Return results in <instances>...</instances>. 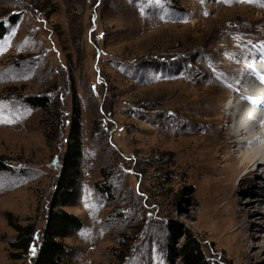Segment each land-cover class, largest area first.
<instances>
[{
	"label": "rangeland",
	"instance_id": "1",
	"mask_svg": "<svg viewBox=\"0 0 264 264\" xmlns=\"http://www.w3.org/2000/svg\"><path fill=\"white\" fill-rule=\"evenodd\" d=\"M0 21V160L16 172L0 174V264H33L75 103L81 178L64 210L83 228L64 240L67 264H180L193 241L209 264H264V215L236 219L217 186L230 159L241 171L240 149L207 156L242 139L223 111L261 69L264 0H0ZM8 212L34 226L18 260ZM244 229L254 239L240 253Z\"/></svg>",
	"mask_w": 264,
	"mask_h": 264
},
{
	"label": "trees",
	"instance_id": "2",
	"mask_svg": "<svg viewBox=\"0 0 264 264\" xmlns=\"http://www.w3.org/2000/svg\"><path fill=\"white\" fill-rule=\"evenodd\" d=\"M19 16L11 17L9 24H16ZM6 23L0 21V41L6 34ZM50 100L45 97H28L24 103L35 109L45 110ZM71 119L66 134V148L62 159L61 170L56 182L55 191L52 195L47 212L46 223L42 232L41 241L37 249L33 264H67L70 251L64 240L73 233L83 228L81 219L64 210L77 198V187L81 178V159L83 157V142L81 137V125L79 106L72 105ZM16 174L6 162L0 160V174ZM98 192L108 193L106 189L96 184ZM8 225L16 232L15 239L9 246L16 253H8L11 260H18L28 253L33 240L34 226L19 225L12 221V214H5ZM180 264H209L202 255L199 246L193 241L185 244L180 249Z\"/></svg>",
	"mask_w": 264,
	"mask_h": 264
},
{
	"label": "bare ground",
	"instance_id": "3",
	"mask_svg": "<svg viewBox=\"0 0 264 264\" xmlns=\"http://www.w3.org/2000/svg\"><path fill=\"white\" fill-rule=\"evenodd\" d=\"M262 53H264V48L262 50ZM263 55L261 53L259 55L254 54L252 58L253 60H255V62L259 61V64H263ZM248 78L249 77H247L245 80H247ZM233 84V82L230 83V85ZM247 92H256L258 94L259 90L249 85ZM231 96L233 97L234 101L232 103V110L235 109L238 113H242L245 110L249 111L250 116L245 117L243 121H249L251 122V124L244 125L238 117V113L231 115L230 113L232 110L230 108H225L223 113L227 114L228 116L223 117V122L229 123V128L232 134L231 137H241L242 139L241 141L224 145L215 146L212 144L213 150L212 152L209 151L211 153H207V156L211 160L219 152H226L229 154L232 147L240 149L238 150V153L239 155H241V171L234 169V161H231V156L229 155V162L225 164L218 173L219 180L217 186L221 190H227L225 198L227 199L226 201H228L227 204L232 208V210H234V208L236 207H239L238 210L233 211L232 216L234 215L236 219L243 216L244 221L247 222V218L249 216L248 211L251 208L255 210V212L253 213L254 215L258 216L259 214L260 217L262 216V214L264 215V113H262L263 117H261V115L257 113H251L252 105L249 102H244L247 99L243 96L241 91L239 93L233 92ZM219 99L220 96L218 97V99L212 101L210 103V106H208L212 108V113H216L220 110L221 106L216 104ZM243 103H245V105H243ZM255 107L264 112V102L256 104ZM261 127L263 128L261 129ZM207 156L206 158H208ZM240 173L242 174L237 187L240 188L244 185H248V189L245 190L241 195H239L246 196L249 199L248 203L244 206L240 205V198H238L239 196H236L237 188L232 186L233 182L239 177ZM254 177L259 178V182L257 184L260 185L258 188H256L255 186V180L252 179ZM236 222L237 221L235 220V223ZM244 232L246 233V235L244 234L245 237L240 236L238 240L236 239L237 247L240 253L248 252L252 247V244L250 246V242H252L254 239V234L252 232H249L248 229H244Z\"/></svg>",
	"mask_w": 264,
	"mask_h": 264
}]
</instances>
